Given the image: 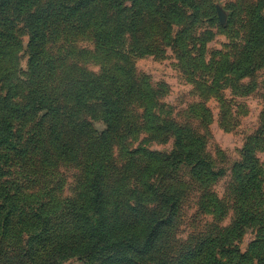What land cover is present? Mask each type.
Returning a JSON list of instances; mask_svg holds the SVG:
<instances>
[{
    "label": "trees",
    "instance_id": "trees-1",
    "mask_svg": "<svg viewBox=\"0 0 264 264\" xmlns=\"http://www.w3.org/2000/svg\"><path fill=\"white\" fill-rule=\"evenodd\" d=\"M132 1L129 7L122 0H0V60L20 46L13 31L12 12L24 16L30 56L28 101L15 104L11 94L0 101V264H62L72 257L85 264H245L264 259V234L247 254L229 250L227 245L247 225L259 226L264 233V217L249 206L260 176L251 148L243 162L235 166L240 205L234 227L202 238L181 260L168 254L167 241L181 191L161 190L149 183L169 157L144 154V160H137L139 165L134 159L120 165L113 160L112 148L129 125L130 109L137 104L142 109L138 121L143 129L166 127L176 134L170 163L192 165V176L199 183L212 182L223 173L215 174L203 158L204 143L192 128L158 122L154 113L158 92L127 66V41L132 53L150 52L152 44L146 42L143 29L152 9L159 27L164 17L161 7L169 6L167 13L174 9L183 17V8L198 14L200 5L197 0ZM247 15L250 27L246 45L240 58L227 68L238 78L264 65V0H259ZM68 18L81 21V26L92 31L97 47L119 62L114 72L95 75L80 71L61 94L55 93L58 79L49 66L46 49L54 25ZM27 110L43 113L48 124L46 149L59 160L77 163L82 169L77 196L56 202L53 210L47 204L33 207V195L24 193L8 178V153L17 147L12 140L14 121ZM89 117L100 118L104 125L100 132ZM130 179L136 186L127 190ZM129 191L132 196L123 199ZM152 203L156 205L149 209L147 204Z\"/></svg>",
    "mask_w": 264,
    "mask_h": 264
},
{
    "label": "rangeland",
    "instance_id": "rangeland-1",
    "mask_svg": "<svg viewBox=\"0 0 264 264\" xmlns=\"http://www.w3.org/2000/svg\"><path fill=\"white\" fill-rule=\"evenodd\" d=\"M122 1L129 7L133 3ZM258 1L197 0L198 14L183 8V17L174 9L167 13L170 7L164 6L160 28L156 26L155 9H152L143 29L146 42L152 44L150 52L132 53L129 41L125 47L127 66L133 67L136 76L149 82L159 94L154 108L158 122L192 128L204 143L202 156L213 172L223 171L212 182L199 183L192 176V165L174 164L173 160L170 163L176 150V134L166 127L143 129L138 121L141 107L134 104L130 109L129 125L112 148L113 160L120 165L134 159L139 165L137 160H144V154L169 157L149 183L161 190L181 191L178 213L167 237L168 254L175 259L187 257L202 238L234 227L240 205L235 166L243 162L248 148L260 171L249 206L264 217V65L243 78L227 70L240 58L246 45L250 27L247 14ZM11 18L20 46L0 60V101L11 94L15 104L24 105L30 95L29 32L24 16L12 12ZM46 50L51 59L49 66L58 79L55 93L61 94L80 71L95 75L114 72L119 62L97 47L92 31L76 19L68 18L54 25ZM257 61H261V55ZM42 116L41 112L27 110L14 121L12 140L17 147L8 153L11 160L8 178L24 193L33 195L30 201L33 207L47 204L53 210L56 202L77 196L82 187V169L77 163L59 160L46 149L48 124ZM2 117L0 103V122ZM88 119L94 129L99 132L103 129L100 118ZM129 182L127 190L136 186L134 179ZM131 196L129 191L123 199ZM155 205L147 204V207L152 209ZM263 234L261 227L247 225L239 236L229 239L228 248L247 254ZM62 264L85 263L72 257ZM245 264H264V259L255 258Z\"/></svg>",
    "mask_w": 264,
    "mask_h": 264
}]
</instances>
